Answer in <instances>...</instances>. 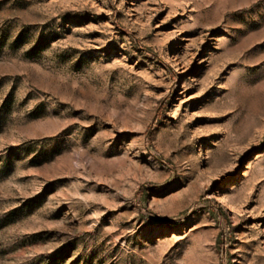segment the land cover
Masks as SVG:
<instances>
[{
  "label": "rangeland",
  "instance_id": "374dc122",
  "mask_svg": "<svg viewBox=\"0 0 264 264\" xmlns=\"http://www.w3.org/2000/svg\"><path fill=\"white\" fill-rule=\"evenodd\" d=\"M0 264H264V0H0Z\"/></svg>",
  "mask_w": 264,
  "mask_h": 264
}]
</instances>
